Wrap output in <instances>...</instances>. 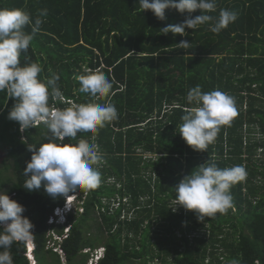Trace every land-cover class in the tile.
<instances>
[{
  "label": "trees",
  "instance_id": "1",
  "mask_svg": "<svg viewBox=\"0 0 264 264\" xmlns=\"http://www.w3.org/2000/svg\"><path fill=\"white\" fill-rule=\"evenodd\" d=\"M0 7L22 8L33 19L47 9L27 55L42 65V77L49 69L60 75L62 96L50 98L52 107L97 102L113 103L118 111V119L97 132L78 133L77 140L98 145L105 162L98 166L96 189L69 193L79 202L67 218L66 235L65 226L49 224L65 198L53 199L43 186L31 192L23 187L28 146L38 147L50 133L43 123L22 132L18 122L8 125L14 180L4 185L0 177V190L24 206L36 264H64L63 258L65 264H88L99 239L88 235L96 214L99 230L107 233L99 264H264V0H217L211 15L230 9L237 20L219 34L204 24L186 28L184 36L162 29L188 13L166 9L161 21L150 10L142 12L138 0H0ZM182 40L191 43L188 49L178 47ZM85 69L104 72L113 84L109 96L79 92L77 77ZM197 85L235 98L236 116L206 151L194 150L178 132L192 107L187 93ZM13 104L0 92V116ZM212 162L220 168L243 165L247 178L230 189L232 208L200 221L194 211L175 205L174 188ZM55 234L63 237L55 242L61 253L48 246ZM27 244L13 243V264H32Z\"/></svg>",
  "mask_w": 264,
  "mask_h": 264
},
{
  "label": "clouds",
  "instance_id": "2",
  "mask_svg": "<svg viewBox=\"0 0 264 264\" xmlns=\"http://www.w3.org/2000/svg\"><path fill=\"white\" fill-rule=\"evenodd\" d=\"M138 3L142 12L150 10L161 21L166 18V9L189 14L183 22L164 27L165 35L171 32L184 36L186 28L195 30L204 24L209 25L211 32L219 34L238 18V13L230 9H220L218 17L211 15L217 10V0H138ZM196 10L201 14L192 17L190 14ZM47 14V9H41L33 19L32 14L22 8L0 7V92L14 100L8 118L19 123L21 132L43 123L50 133L45 134L46 142L38 147L28 146L32 155L24 169L23 187L31 192L43 186L53 199L65 198L64 205L54 210L49 224L65 226L66 235L67 218L77 212L74 209L79 202L76 195L69 193L77 189H96L101 183L98 166L105 162L98 145L85 139L77 140L78 133L97 132L118 119V111L113 103H73L63 109L50 105V98L62 96L58 86L60 75L49 69L50 75L42 77V65L30 61L27 55ZM27 27L31 28L30 33ZM177 45L188 49L191 43L182 40ZM22 53L25 54L24 64H21ZM85 73L77 77L80 93L93 98L111 94L113 84L103 71L85 69ZM186 101L192 107L181 117L178 132L194 150L206 151L215 142L221 126L229 125L236 116L235 98L220 90L203 92L197 85L188 91ZM246 178L243 165L220 168L214 162L204 163L176 185L175 205L194 211L200 221L223 214L233 207L230 189ZM24 211L23 205L0 190V264H13L10 249L17 241L28 242V258L36 264L33 225L22 215ZM104 254V249L102 252L95 250L89 263L99 264ZM230 264L239 262L233 259Z\"/></svg>",
  "mask_w": 264,
  "mask_h": 264
},
{
  "label": "rangeland",
  "instance_id": "3",
  "mask_svg": "<svg viewBox=\"0 0 264 264\" xmlns=\"http://www.w3.org/2000/svg\"><path fill=\"white\" fill-rule=\"evenodd\" d=\"M62 101L66 102L64 100V98L62 99ZM10 110L11 109H9V108H5L3 110L1 116H0V177L2 178V182L4 183V185H7L10 180H12V181L14 180V172L12 169L13 161L9 157L8 152H7V145H8L7 141L9 138V135L7 134V132H10L8 125L12 121L8 118V113ZM175 209H177V207H175ZM124 214L126 215L125 212H124ZM50 220H49V222H50ZM99 223L102 224L99 215L96 214V215H94V219L90 222V228H88V235H90L91 237L99 238L98 242L96 243L97 244L96 250H98L99 252H102V249L104 246L103 243H104L105 239L107 238V233L103 230V228L99 230V226H100V228L102 226V225H99ZM51 235H52V233H51ZM58 237L59 236H57L56 234L53 235V241H52V243H50V245H49L50 247H54L55 242L61 243V238H58ZM56 240H58V241H56ZM54 251H58V253L59 252L61 253V250L59 247L58 248L56 247V250H54ZM94 251L95 250H92V252L90 253V258H91V255ZM89 252H90L89 249L85 250V253H89ZM62 262L64 264L66 263L65 258L62 259ZM155 262H157V260ZM32 263H34V262L32 261ZM128 264H138V262L132 261Z\"/></svg>",
  "mask_w": 264,
  "mask_h": 264
},
{
  "label": "built area",
  "instance_id": "4",
  "mask_svg": "<svg viewBox=\"0 0 264 264\" xmlns=\"http://www.w3.org/2000/svg\"><path fill=\"white\" fill-rule=\"evenodd\" d=\"M58 238H61V237H58ZM61 239H62V238H61ZM50 243H52V241H50ZM50 243H49V245H50ZM49 245H48V246H49ZM56 247H57V246L54 244V247H51V248H53V249L55 248L54 250H56ZM92 264H95V263H92Z\"/></svg>",
  "mask_w": 264,
  "mask_h": 264
}]
</instances>
